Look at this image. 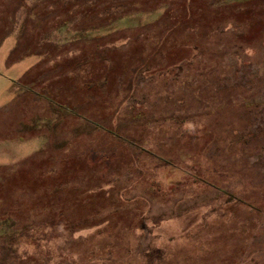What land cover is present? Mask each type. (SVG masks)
I'll use <instances>...</instances> for the list:
<instances>
[{"label":"rangeland","instance_id":"rangeland-1","mask_svg":"<svg viewBox=\"0 0 264 264\" xmlns=\"http://www.w3.org/2000/svg\"><path fill=\"white\" fill-rule=\"evenodd\" d=\"M0 264H264V0H0Z\"/></svg>","mask_w":264,"mask_h":264},{"label":"trees","instance_id":"trees-1","mask_svg":"<svg viewBox=\"0 0 264 264\" xmlns=\"http://www.w3.org/2000/svg\"><path fill=\"white\" fill-rule=\"evenodd\" d=\"M182 6H184L183 4L181 5V8H183ZM126 10V11H125ZM138 11H141V10H137V11H135V12H138ZM143 12V11H142ZM128 13H130L129 11H128V8H124V13L123 14H128Z\"/></svg>","mask_w":264,"mask_h":264}]
</instances>
